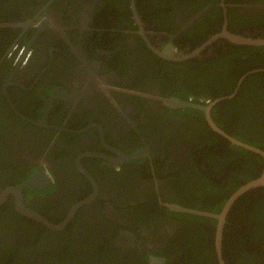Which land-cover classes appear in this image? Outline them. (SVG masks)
I'll use <instances>...</instances> for the list:
<instances>
[{
	"label": "flooded vegetation",
	"instance_id": "obj_1",
	"mask_svg": "<svg viewBox=\"0 0 264 264\" xmlns=\"http://www.w3.org/2000/svg\"><path fill=\"white\" fill-rule=\"evenodd\" d=\"M225 28L264 37V0H0V264L14 261L7 246L38 235L37 249L72 236L70 259L58 264H151L152 256L173 264L185 255L183 220L170 210L186 211L168 204H182L204 180L219 186L216 200L227 197L218 168L235 146L259 154L258 176L264 170L262 154L229 137L264 150L247 125L261 118L262 102L242 125L227 115L254 91H242L245 79L264 72L241 71L232 54L244 60L240 46L264 44L209 41ZM177 98L213 103L224 133L201 107L172 106ZM202 137L214 147H200ZM248 181L240 178L222 208ZM253 188L228 212L223 245L231 210ZM38 259L20 264H44Z\"/></svg>",
	"mask_w": 264,
	"mask_h": 264
},
{
	"label": "trees",
	"instance_id": "obj_2",
	"mask_svg": "<svg viewBox=\"0 0 264 264\" xmlns=\"http://www.w3.org/2000/svg\"><path fill=\"white\" fill-rule=\"evenodd\" d=\"M241 50H245L248 54V58L241 60L238 58L236 52L231 56L232 60L238 62L241 61L243 65L240 67L241 71H246L247 69L262 67L264 66L263 60V50L264 47L260 46H248L242 45L239 47ZM223 56L224 53L221 52ZM224 63V56L221 58ZM254 65V66H253ZM264 72H259L247 77L244 81V86L242 91L246 93V86L253 84L254 91L252 93L241 95L240 101L234 107L229 108L227 115L231 114L239 125L245 122V118L251 114L252 104L254 101L262 102L264 105ZM202 85V84H201ZM200 85V86H201ZM202 92L204 93H214L211 89L212 86L202 85ZM228 93V92H227ZM208 94V95H209ZM236 99V98H235ZM238 99V98H237ZM236 103V100L234 101ZM202 113L201 110H198ZM261 116V115H259ZM228 117V116H226ZM229 118V117H228ZM258 118V116H257ZM249 120L248 126L254 130L256 142L253 138L249 139L253 143L260 145L264 148V111L262 112L261 118ZM248 120V119H247ZM242 138H247L240 135ZM248 139V138H247ZM212 137H202L200 140V147L212 149L214 146L212 144ZM199 147V148H200ZM236 151H233L230 156H225L223 160L227 161L229 164L226 166H221L218 169H224L225 175L223 176V182H225V190L229 196L234 189L241 185L239 182L240 178H244L248 181L254 176H258L262 169L261 162L262 157L254 152L249 151L245 148H240L235 146ZM252 165L254 171L246 172L244 168ZM204 186L193 184L192 187H198L194 192H190L188 198L183 200L182 204L186 206H192L200 209H207L214 212H219L228 198L224 196L216 200L215 192L219 190V186L215 185L211 181H203ZM199 190V193H198ZM171 218H181L183 223L180 225V232H183V238L186 240V244L181 246V250L185 253L183 256H178L177 262L173 264H219L214 247V229H215V218H209L201 216L194 213L188 212H176L171 211ZM231 220L230 226L226 227L225 238H224V257L227 260V264H264V186L256 187L247 191L241 198L237 200L235 206L231 210ZM157 220H163L157 219ZM199 225H203V229H198ZM207 226H212L208 228ZM55 234H63L62 232L55 231ZM38 238L31 241L26 237L25 239L19 238L16 244L9 245L5 250L9 254H13L14 261H10L8 264H20L23 259H31L34 256H39V261L44 264H58L59 262L66 261L70 259L69 250H71L70 245L72 243V236H67L70 243L65 242L57 246L56 249H51L47 247H42L37 249L42 245V236L38 235ZM51 249V250H50ZM24 264H26L24 262Z\"/></svg>",
	"mask_w": 264,
	"mask_h": 264
},
{
	"label": "water",
	"instance_id": "obj_3",
	"mask_svg": "<svg viewBox=\"0 0 264 264\" xmlns=\"http://www.w3.org/2000/svg\"><path fill=\"white\" fill-rule=\"evenodd\" d=\"M220 36H226L227 38H229L230 40L236 42V43H241V44H264V37H255V36H250V35H242V34H237V33H233L230 32L229 30H227L226 28L224 29L223 32L221 33H217L215 35H213L211 37V39L209 41H213L214 39L220 37ZM167 56H172V54H168ZM223 97H220V99ZM170 104L172 106H196V107H201L202 109H204L207 113L208 119L211 123V125L224 133V131L213 121L211 114H210V109L212 104L209 105H203V104H198V103H194L191 101H186V100H181V99H172ZM226 134V133H225ZM227 135V134H226ZM230 139H232L233 141L240 143L252 150L257 151L258 153L262 154L264 156V150L260 147H256L253 146L251 144H248L246 142L243 141H239L231 136H229ZM264 185V170L262 172V174L252 180H249L248 182H246L245 184H243L241 187H239L227 200V202L225 203L224 207L222 208L221 211L219 212H209L206 210H202V209H198V208H194V207H188L179 203H169L168 206L173 209V210H177V211H186V212H192V213H200V214H205V215H209L212 217L217 218L219 221L217 223V229H216V239H215V246H216V252H217V257H218V261L219 264H226V261L224 259L223 256V235H224V225H225V221H226V216L228 214V212L230 211L233 203L236 201V199L246 190L253 188V187H257V186H262ZM24 212V210H23ZM27 214L31 215V216H35V217H39L42 219V216L39 215V213L37 212H32L30 210H27L26 212ZM73 213H71L70 215H72ZM70 218L67 219L65 222H63L61 225L58 224H53L48 222L49 226H52L54 228H63L66 226V224L69 222ZM166 260L165 257L163 256H152L151 259V264L154 263H159V262H164Z\"/></svg>",
	"mask_w": 264,
	"mask_h": 264
},
{
	"label": "bare ground",
	"instance_id": "obj_4",
	"mask_svg": "<svg viewBox=\"0 0 264 264\" xmlns=\"http://www.w3.org/2000/svg\"><path fill=\"white\" fill-rule=\"evenodd\" d=\"M100 184V183H99ZM93 192V191H92ZM99 194V193H98ZM75 203V202H74ZM71 209V208H70ZM83 209V208H82ZM53 221V220H52ZM64 221V220H63ZM42 224V223H41ZM70 224V223H69ZM46 227V226H45ZM67 230V229H66ZM145 238V237H144Z\"/></svg>",
	"mask_w": 264,
	"mask_h": 264
}]
</instances>
